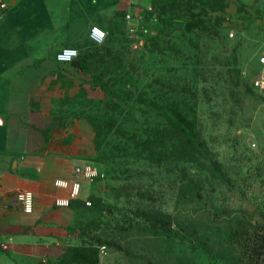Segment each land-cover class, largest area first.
<instances>
[{"label": "rangeland", "instance_id": "1", "mask_svg": "<svg viewBox=\"0 0 264 264\" xmlns=\"http://www.w3.org/2000/svg\"><path fill=\"white\" fill-rule=\"evenodd\" d=\"M152 6L73 66L101 89L86 109L102 196L75 214L88 245L70 264H249L227 234L264 224V98L251 83L264 5Z\"/></svg>", "mask_w": 264, "mask_h": 264}, {"label": "crops", "instance_id": "2", "mask_svg": "<svg viewBox=\"0 0 264 264\" xmlns=\"http://www.w3.org/2000/svg\"><path fill=\"white\" fill-rule=\"evenodd\" d=\"M152 5L153 0H0V243L9 244L0 247V264H70L73 251L88 245L73 225L77 210L102 196L99 178L84 176L89 164L96 165L86 108L99 100L101 89L73 66L103 55L92 51L91 26L111 33L128 21L137 30ZM66 46L81 56L60 64L56 54ZM57 180L79 182L78 197L71 198V187ZM18 190L33 192L32 212L24 210ZM66 199L69 205L57 204Z\"/></svg>", "mask_w": 264, "mask_h": 264}, {"label": "built area", "instance_id": "3", "mask_svg": "<svg viewBox=\"0 0 264 264\" xmlns=\"http://www.w3.org/2000/svg\"><path fill=\"white\" fill-rule=\"evenodd\" d=\"M89 39L97 45H102L107 40V32L100 26L93 25L89 30ZM80 55V51L76 47L66 46L62 48L56 54V61L58 63H72L74 62ZM253 87L258 90V92L264 98V44L261 49L258 51L257 55V67L255 69V74L252 79ZM100 175V171L98 166L94 164H89L84 169V176L91 181L98 179ZM57 185H61L64 187H71V198H77L80 191V183L74 182L70 184L67 181H56ZM17 199L22 203L23 208L26 212H32L34 209V194L31 191L18 190ZM90 202H88L89 204ZM58 205L67 206L70 204V200H57ZM0 247L7 250L9 248V244L5 242L0 243Z\"/></svg>", "mask_w": 264, "mask_h": 264}, {"label": "trees", "instance_id": "4", "mask_svg": "<svg viewBox=\"0 0 264 264\" xmlns=\"http://www.w3.org/2000/svg\"><path fill=\"white\" fill-rule=\"evenodd\" d=\"M80 56L81 53L77 59H79ZM81 62L83 64L88 63L85 61H80L79 63ZM91 62H94V60ZM181 125L188 133L189 138L195 144V146H199L192 128L187 123H181ZM227 239L239 248L242 258L246 259L249 264H264V224H258L256 226L253 225L251 228L247 226L244 227L242 225L237 230L228 233ZM205 254L210 256L206 252Z\"/></svg>", "mask_w": 264, "mask_h": 264}]
</instances>
